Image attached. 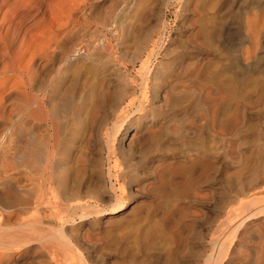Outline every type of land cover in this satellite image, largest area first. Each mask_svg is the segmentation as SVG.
Listing matches in <instances>:
<instances>
[{
  "label": "rangeland",
  "instance_id": "1",
  "mask_svg": "<svg viewBox=\"0 0 264 264\" xmlns=\"http://www.w3.org/2000/svg\"><path fill=\"white\" fill-rule=\"evenodd\" d=\"M44 1L48 5L44 14L41 8L35 7L31 13L40 12L31 20L29 18L28 24L40 21L29 31L34 42L42 38L53 40V36L48 37L43 28L56 23L54 29L62 32L61 44L65 47H96L94 53L98 60L105 44H110L115 53L106 66L96 67L98 72L89 82H102L103 90L120 88L121 96L105 99L101 94L102 87H99L80 103V107L77 96L72 92L71 96L59 94V99L57 97L51 103L55 105L54 111L60 114L68 111L65 138L71 140L72 134L77 132L72 141H63L64 149L69 153V165L75 164L73 156L81 152L86 154L87 167L77 176L84 183V189L86 186L94 190L102 188L99 177L107 168L101 148L103 126L113 117L120 100L122 104L127 102L136 91L134 72L139 64L134 63L135 54L144 46L154 48L146 81L145 114L139 119L138 127L130 129V134L121 141L123 150L117 156L119 169L131 172L130 178L125 180L130 182L125 185L126 206L114 214L93 215L89 219H76L66 224L63 229L72 245L59 246L61 254L65 252L77 261L75 253L80 252L86 262L84 264L203 263V254L210 252L213 240L229 225L227 218L232 209L245 201L252 186L264 178V59L260 60L261 71H253L249 66L243 76V80L246 79L244 89L241 88L239 66L249 62L245 57L252 51L250 32L237 13L239 0ZM249 8L245 13L248 19L253 12ZM2 33L4 31H1L0 38H3ZM29 36L27 40L31 41ZM20 40L21 35L16 39L15 47L18 45L21 49V46L29 45L26 38ZM134 44L143 46L139 49L133 47ZM243 49L245 52L249 50L246 56L242 55ZM263 49L255 50L256 54L264 57ZM77 63L80 64L75 62L71 71L79 65ZM123 63L129 67L126 71L122 68ZM190 64L197 69L199 67L190 76H193L191 83L187 82L188 75H185ZM215 69L217 74H213ZM2 80L0 78V94L12 84L11 80L6 86ZM69 82L66 83L68 87ZM183 83L187 86L182 87ZM135 117V113L131 114L124 126H131ZM26 119L22 126L18 125L16 134L26 136L29 132ZM44 128L43 125L38 130ZM1 129L0 133L12 141L15 131L6 132L2 125ZM146 131V135H153L152 139L149 137L140 142L138 136ZM68 144L71 145L69 149ZM130 148L131 153L128 151ZM7 152H10L9 145ZM106 183L102 185L109 188V183ZM259 186L256 190L260 191ZM107 197L99 201L100 207L111 204L110 197ZM57 224L55 219L47 225L55 228ZM263 229V215L249 219L234 238L226 241L218 264H253L258 248L257 237L250 234L254 239L251 236L242 238L241 233ZM227 234L230 231H225L224 237ZM143 238L148 241L143 243Z\"/></svg>",
  "mask_w": 264,
  "mask_h": 264
},
{
  "label": "bare ground",
  "instance_id": "2",
  "mask_svg": "<svg viewBox=\"0 0 264 264\" xmlns=\"http://www.w3.org/2000/svg\"><path fill=\"white\" fill-rule=\"evenodd\" d=\"M35 7L41 8V10H39L44 14V9L45 7L47 8L48 5L44 0H0V33L4 31V33H2L3 38H0V78L3 79L2 82L6 86L12 80L11 86L9 85L8 89H4L0 94V122L6 123L5 125L1 124L4 131H15L14 133L12 132L14 136V140L12 138V141H9L11 139L4 136L5 134L3 135V132L0 133V264H51L50 261L55 264H84L86 262H84L80 252L75 253L77 261L73 256V258L71 256L69 257V255L67 256L65 252L64 255L61 254L62 252L59 250V246L72 245L69 235L65 232L63 227H65L66 224L75 222L76 219L83 220L89 219L93 215L104 216L107 214H114L126 206L127 201L124 196L125 185L130 182L127 183L125 180L130 178L131 172H124L119 169V162L117 161L119 158L117 156L118 153L123 150L121 141L124 138L126 139V136L130 134V129L138 127L139 119H142L141 116L145 114L144 103L146 102L144 97L148 83L146 81H148L147 76L149 74L154 48L151 49L144 46L143 50L141 49V51L139 50V52L135 54L133 58L134 63L137 62L136 64H139V67L134 72V76L136 77V91L135 93L132 92L133 95H131L132 97H128L129 99L127 102L124 101L125 103L123 102L122 104V100H120L121 103L118 104L113 117L103 126L101 148L107 168L106 172L102 170V176L98 175V177L100 176L99 179L102 184H107L106 182H108L109 188H107L106 185L103 186L100 184L102 188H98L96 185L98 189L94 190L90 186H86V189H84V183L78 180L77 176L80 173H84L87 167L86 154L84 155V152L82 153L80 151L81 153H78L79 155L76 157L73 156L75 158V161H73L75 164L69 165V153L64 149L63 141H72V139H75L77 136V132L72 134L71 140L65 138L68 111H63V113L60 114L59 111H54L55 105L51 103L57 99V97L59 99V94H62L64 97L66 94L72 92L74 96H77L80 107V103H83L87 96H92L93 91L103 86V84L101 85L102 82L100 83L99 81H97V83L89 82L98 72L96 67L107 64L110 56H114L115 53L114 50H111L110 44H105L102 48V55L98 60L95 58L96 54L94 53L96 47H91L89 45H77L76 48L65 47L63 43L61 44L62 32H58L57 29H54L57 26L56 23H52L51 27H42L44 31L46 30L48 32V37L53 36V40L51 38L49 41H45L42 38V40L34 42L32 40L33 37L29 36V31L31 27L33 28L35 25L40 24V21L31 24L28 23L31 17L33 18L40 12L36 11L32 14L31 12ZM249 7L252 8L253 12H251V18L248 19L245 17V13ZM237 13L242 21L244 19L243 26H246V30L250 32L249 44L251 46L250 51H252L249 56L247 55V57H245L246 60L249 59V62L247 61L246 64L244 62V65L239 66L238 74L240 80H238L240 82V87L243 88L244 81L246 80H243V76L250 68L249 66L252 67L253 71L258 69L261 71L259 68L260 60L264 59L262 55L256 54L259 49L264 48V0H239ZM2 27H4V29H2ZM20 35V41H24L25 38L27 40L28 36L31 39V41L29 40L30 42L27 40L29 45L24 47L22 44L23 46L21 47L23 48L21 49H19L20 46L18 45L16 47L14 46L16 44V39ZM147 38L149 40V37ZM147 38L144 40H147ZM26 42L24 43L27 44L28 42ZM21 43L22 42H20V44ZM140 43L141 41L139 44ZM154 45L155 42L153 43V47ZM140 46L143 45H135L133 47H139L140 49ZM255 50L257 52H255ZM248 51L245 52L244 50L245 54L243 53L242 55L246 56V54L249 53ZM75 62H80V64L77 63L79 65H76V68H73V71H71ZM123 64V67H120L124 68L126 71L129 67L127 68L126 64ZM192 65L190 64L191 67L188 65L190 68L185 70V75H188L187 78L189 79L185 78L187 82H190L193 77L190 78V76L195 71L199 70L198 65V69L195 65ZM217 68L219 67L217 66ZM66 71L69 73L67 74ZM216 72L217 70L215 72L213 71V74ZM260 81L263 82L261 79ZM67 82L70 83L69 87L66 86ZM255 82L259 84L257 79ZM183 85L185 87L186 83H183L182 87ZM110 89L111 88H107L103 90L102 87L103 93L101 94H103V98L111 99L113 97H119L120 92L118 90H120V88H117V90L116 88L114 90ZM253 89L251 90L254 93ZM137 91L140 92L139 95ZM72 94H70V96ZM257 95L260 94L257 93ZM207 100L208 99H206V101ZM133 113L136 114L133 120L134 124L132 123L131 126H124ZM94 114L96 115V112H94ZM91 117L96 118V116L92 115ZM25 119L29 124V132L26 136L16 134L18 125H21ZM1 125L0 130H2ZM43 125L45 128L39 131V127ZM148 132L150 133V130ZM12 133H10V135ZM151 133L153 135L155 134L153 131ZM146 134H148L147 131L146 133L144 132L143 135L138 136V140L144 142V140L149 139V137L152 139L153 135L150 136V134ZM118 137H120L119 141ZM7 145H9L10 152H7ZM70 146L71 145L68 144L67 149H69ZM128 151L131 153L132 148ZM128 165L131 166L130 163ZM128 165V170H131V167L129 168ZM260 181L261 182L258 183L262 186H259L260 184L256 185L258 183L252 186L248 192L247 199L241 202L237 208L232 209L227 218L229 225L225 229V231H230V234L224 237L223 233L225 231H223V233H220L221 235L219 237L213 240L210 252L203 254V263L201 264H218L219 257L225 248L226 241L234 238L240 227L249 219L257 215L264 216V193H262L264 192V178ZM258 186L261 187L260 191L256 190ZM104 196L110 197L111 204L108 207H100L98 205L99 201H103L102 199ZM55 219L58 221L55 228L47 225ZM258 232L247 231L246 233H241V235L243 234L242 238H248L251 236L250 234H252L254 238L257 237L256 241L258 248L253 264H264V229ZM145 237L147 236L145 235ZM144 238L142 240H144ZM145 241L146 240H144L143 243H146L148 240ZM135 243L137 245V241ZM136 245H134V247Z\"/></svg>",
  "mask_w": 264,
  "mask_h": 264
}]
</instances>
